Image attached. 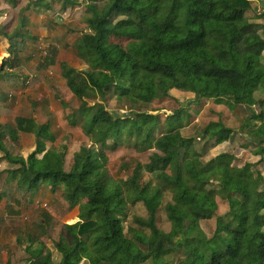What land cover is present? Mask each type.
Listing matches in <instances>:
<instances>
[{"label": "trees", "instance_id": "16d2710c", "mask_svg": "<svg viewBox=\"0 0 264 264\" xmlns=\"http://www.w3.org/2000/svg\"><path fill=\"white\" fill-rule=\"evenodd\" d=\"M1 1L18 10L9 21L0 15V35L7 38L10 53L0 52V73L18 62L26 39L34 38L24 11L62 18L83 6L84 14L74 43L76 60L58 59L59 49L51 46L39 66L60 65L67 87L83 101L90 141L76 143L65 158L53 151L49 122L17 117V129L35 133V148L27 157L4 153L15 166L0 185V199L6 196L7 203L20 204L29 195L48 202L59 192L66 203L65 233L55 242L61 259L53 260L44 240L55 217L43 209L18 230L16 241L25 254L21 261L264 264V175L253 169L254 163L235 164L232 153L205 158L235 127L210 120L200 131L202 146L197 137L183 133L184 123L209 100L228 97L250 111L242 129L251 119L261 121L244 138L262 147L264 158L261 15L249 14L238 0H104L100 5L94 0ZM91 88L99 92L100 102L85 99ZM122 99L152 107L120 111ZM120 145L133 146L145 158L128 178L107 172L105 149ZM145 172L151 176L147 180ZM211 179L225 191L226 216L217 215L211 189L200 186ZM167 190L172 193L170 231L160 230L153 216L150 234L126 227L122 215L128 205L143 201L154 214ZM214 216L216 227L209 236L199 221ZM12 262L10 256L6 264Z\"/></svg>", "mask_w": 264, "mask_h": 264}, {"label": "rangeland", "instance_id": "374dc122", "mask_svg": "<svg viewBox=\"0 0 264 264\" xmlns=\"http://www.w3.org/2000/svg\"><path fill=\"white\" fill-rule=\"evenodd\" d=\"M22 1V4H24L27 0ZM80 1L82 3L88 2V0ZM94 2L97 5H100L104 2V0H94ZM237 2L242 6H246L247 12L249 14L261 15L259 16L258 21L264 22V0H238ZM0 9H4L6 21L11 20V17H15L18 10V8H12L8 3L1 0ZM33 12V10L24 11V15L25 17L29 16L31 18V16H33L35 13ZM48 13L50 15L51 21L54 18V15L51 12ZM82 15H84L83 6L77 7L69 13H66V15H63L66 18L69 17L73 19L72 24L75 25L74 27L69 28L61 24L62 27L58 26L57 28L53 27L52 29H49V34L51 37L56 36V34H58L57 36H61L63 33H65V35L59 39L61 41V50H59L60 59L68 61L76 60L77 51L74 43L77 39L76 37H78L80 30L83 27L79 21L80 16L82 17ZM12 20L14 23L16 22L15 18ZM51 42L52 40L48 39L44 43L47 49H49L50 45H52ZM40 47H34L36 54L35 58L37 59L39 57H43L39 54L41 50ZM51 70L52 73L49 75L52 76L51 78L53 79L52 85L50 86L52 88L55 85L54 78L56 75L54 73L61 75L62 72L59 66L58 68L56 67L55 69ZM52 92H55L56 94L55 97L52 94L49 97L51 101L50 105L53 109H55V112H53L50 116L52 121V131L55 135V139L51 145L54 152L64 153V157L67 158L75 150L76 143L79 141H90L86 132L88 120L85 113L81 110L83 101L79 97L73 95L68 87L66 89H55V91ZM61 99L63 100V103L59 102ZM85 99L89 102L95 101L98 103L101 101V96L99 92L95 90V88H91ZM117 107L120 111H128L137 109L150 110L152 106L150 104H136L126 99H122L118 103ZM254 109L258 113L261 111L258 105H255ZM92 111H94V109ZM248 115H250V111L246 108V106L234 104L233 100L228 97H218L216 99L209 100L208 105L202 110L200 114L194 115L192 119H189L184 123L183 133L186 136L197 137L199 146H202L205 144V140H202L200 135L202 127L210 120H223L227 125L235 127L234 133L227 141L220 143L209 150L205 154V158H211L224 152L232 153L236 157L234 161L235 164L241 165L245 162L254 163L255 166L253 169L261 171L264 175V158L261 159L262 147H255L254 141L250 142L244 138V134L255 129L256 126L261 123V121L258 119H251V125L242 129L241 127L244 125L245 117ZM105 152L107 155V172L113 178L130 177L136 165L145 159L138 150L129 145H120L118 147L106 148ZM150 177V174L147 172H145L143 175L145 180L149 179ZM200 186L211 189L212 194L215 195L218 202L217 215L226 216L229 211V204L225 198V191L221 188V186L213 179L208 182H202ZM171 195L172 193L168 192V190L164 191L163 198L160 200V204L157 206L154 214H151L149 208L144 204L143 201H138L134 204L128 205L122 215L126 227H134L146 232L147 234H150L151 227L149 226V223L151 221V217L153 216V222L160 230L166 232L170 231L171 219L168 207L172 201ZM4 204L5 202L2 204L3 208H5ZM65 207L66 203L58 192L48 202H44L41 197H37L34 199H29L28 202L23 203L20 212H15L13 210L12 219L13 221H18L20 225H24V223L32 221L43 209H46L50 211L51 214H53L55 221L51 230L49 231V234L44 237V240L52 250V258L54 261H59L62 257L61 253L56 249L55 242L59 241L65 233L64 222L62 220V211L65 209ZM262 212L264 213V210ZM15 214H18L19 216L16 215L17 217H15ZM216 216L211 219H203L199 221L201 227L209 236L212 235L215 230L217 219ZM86 222L87 221H85V223ZM5 234V240L3 243H1L3 244V250H0V264H5L7 258L10 256L13 258L12 264H24V262L21 261V258H23L25 254L21 249V246L17 244L15 237L17 233L15 232V229L9 230L8 232H5ZM5 251V257H2ZM80 264H89V262L87 260H83ZM102 264L109 263L103 262ZM139 264H154V262L152 259H149L146 262Z\"/></svg>", "mask_w": 264, "mask_h": 264}, {"label": "crops", "instance_id": "0c3cea01", "mask_svg": "<svg viewBox=\"0 0 264 264\" xmlns=\"http://www.w3.org/2000/svg\"><path fill=\"white\" fill-rule=\"evenodd\" d=\"M0 15H4V9H0ZM25 23L27 31L31 36H34V38L26 39L25 48L18 53V62L14 66L7 67L5 71L0 73V172H2L0 173V185L7 177L8 169L15 166L4 156V153L7 151L12 156L21 155L27 157L35 148V133L17 129L16 118H32L34 116L39 123L49 122L52 131L50 116L55 112V109L51 107L49 97L51 94L55 97L56 93L52 92L55 91V89L67 88L66 78L62 74L61 76L57 73H54L56 75L54 78L55 85L52 88L50 87L53 80L51 78L52 76L49 75L52 73L51 69L58 68L60 65L40 67L39 63L44 56L38 59L35 58L36 54L34 47H40L41 45L45 46L44 43L48 39H51L52 45H50V47L56 46L61 50V41L59 39L64 36L65 33L61 36H57L58 34H56V36L51 37L49 29L60 27L61 24L69 28L74 27L75 25L72 24L73 19L63 16L62 18L58 17L50 21L49 13L45 12L42 15L34 13L31 18L29 16L26 17ZM8 44L7 38L0 35V52L9 53ZM59 50L57 55L58 59H60ZM39 54L42 55L41 50ZM72 94L75 95L74 93ZM59 102L63 103V100L61 99ZM14 130L15 133H13ZM6 199V196L0 199V250H3V244L1 243L5 240V232L15 229V232L18 233L21 226L18 221H13V210L15 212H20L23 203L34 198H30L28 195L22 199L20 204H16L14 201L7 203ZM4 202L5 208L2 206ZM16 215L19 216L15 214V217H17ZM15 237L17 239L18 235ZM5 254L6 251L2 257H5ZM8 259L9 257L7 260Z\"/></svg>", "mask_w": 264, "mask_h": 264}, {"label": "built area", "instance_id": "2783aa9c", "mask_svg": "<svg viewBox=\"0 0 264 264\" xmlns=\"http://www.w3.org/2000/svg\"><path fill=\"white\" fill-rule=\"evenodd\" d=\"M41 52H42V56H46L47 53H48V49H47V47H46V46L41 47Z\"/></svg>", "mask_w": 264, "mask_h": 264}]
</instances>
